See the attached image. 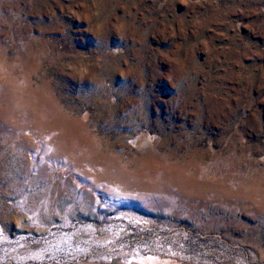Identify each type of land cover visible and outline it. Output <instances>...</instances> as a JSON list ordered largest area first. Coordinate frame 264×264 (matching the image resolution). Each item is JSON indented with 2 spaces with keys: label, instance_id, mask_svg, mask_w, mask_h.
Returning a JSON list of instances; mask_svg holds the SVG:
<instances>
[{
  "label": "rangeland",
  "instance_id": "obj_1",
  "mask_svg": "<svg viewBox=\"0 0 264 264\" xmlns=\"http://www.w3.org/2000/svg\"><path fill=\"white\" fill-rule=\"evenodd\" d=\"M0 264H264V0H0Z\"/></svg>",
  "mask_w": 264,
  "mask_h": 264
}]
</instances>
